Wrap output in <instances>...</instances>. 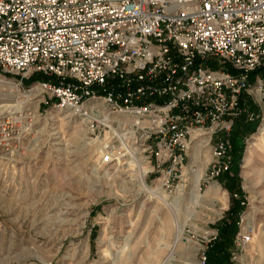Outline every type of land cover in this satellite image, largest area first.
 <instances>
[{
    "label": "built area",
    "instance_id": "obj_1",
    "mask_svg": "<svg viewBox=\"0 0 264 264\" xmlns=\"http://www.w3.org/2000/svg\"><path fill=\"white\" fill-rule=\"evenodd\" d=\"M0 74L82 120L101 166L172 188L200 134L222 181L236 125L264 111V0H0ZM22 118L0 117V150Z\"/></svg>",
    "mask_w": 264,
    "mask_h": 264
},
{
    "label": "rangeland",
    "instance_id": "obj_2",
    "mask_svg": "<svg viewBox=\"0 0 264 264\" xmlns=\"http://www.w3.org/2000/svg\"><path fill=\"white\" fill-rule=\"evenodd\" d=\"M0 79L11 78L0 74ZM10 90L0 82V117L21 111L23 118L14 126L12 145L0 150V264H149L163 247L169 208L148 191L164 192L178 205L185 247L177 264H209L204 252L239 198L244 201L239 231L251 240L232 264H264V111L233 131L244 142L237 175L230 170L222 181L208 180L212 149L204 139L194 140L185 179L164 189L148 178L146 191L134 167L126 172L96 162L85 124L70 110L41 105L38 111L31 94L16 87L7 94ZM232 156L233 164L234 150ZM197 170H204L199 188ZM215 184L221 195L214 193Z\"/></svg>",
    "mask_w": 264,
    "mask_h": 264
},
{
    "label": "bare ground",
    "instance_id": "obj_3",
    "mask_svg": "<svg viewBox=\"0 0 264 264\" xmlns=\"http://www.w3.org/2000/svg\"><path fill=\"white\" fill-rule=\"evenodd\" d=\"M0 82L4 83V85L8 84V86L11 88V90H10V92H7V94L13 95L12 89L15 88V85L13 84V82H11L9 80H5V79H0ZM30 94L33 95L35 93L31 92ZM37 108H38V103L36 102L34 109H37ZM18 113H21V111H17L14 114H18ZM70 113L73 114L72 111ZM82 122L83 121H81V123ZM263 131H264V124L261 128V132H263ZM199 135L200 134H194L193 141L204 139L206 141V143L209 144L208 138L203 137V136L200 137ZM197 147H200V145ZM208 160H209V158L206 157V162H208ZM134 169L137 171L139 182H140L141 186L143 187L144 190L148 191V189L146 187V178H145L146 174L145 173L141 174V172H139L137 170L138 168L134 167ZM147 169L148 168L146 167L145 172ZM203 176H204V170H197L195 172V184H196L197 188H199L200 181L203 178ZM213 188H214L215 194L221 195V192L219 190L220 186L218 184H215L213 186ZM148 193L156 196L162 203H164L169 208V212H168V214L165 218V221H164V232L162 233V237L164 239L163 247L155 249L154 254H152V256L150 257V263L149 264H158V263L159 264H177L178 260L176 259V255L180 252H183V249L185 247V244H183V238L185 236L184 235L185 234V225L182 223L183 221H181L179 219L178 205L176 202L169 203L164 192L156 193L154 191H148ZM179 197H181V196H179ZM198 197H199V194H197L195 196L196 199H198ZM160 258L162 259L161 262L158 261V260H160Z\"/></svg>",
    "mask_w": 264,
    "mask_h": 264
},
{
    "label": "trees",
    "instance_id": "obj_4",
    "mask_svg": "<svg viewBox=\"0 0 264 264\" xmlns=\"http://www.w3.org/2000/svg\"><path fill=\"white\" fill-rule=\"evenodd\" d=\"M33 79H37V77ZM247 123H251V122H247ZM235 133L237 132H234L233 133L234 136H232V140L234 143V148H233L234 163L231 166V171H233L237 175L239 172V164L243 156L244 142L241 139H237L238 135ZM225 175H227V173H225L224 176ZM235 194L238 195L237 192H235ZM242 202L244 201L241 200L240 198L238 200H235L234 204L227 211L226 216L217 225V228L219 230L218 237L215 240V242L212 244V246L209 248L208 254L206 252V256H207L206 262H208L209 260V264L233 263L231 256H232V252L235 250L236 235L240 230L239 221H240V216L244 209V204H242Z\"/></svg>",
    "mask_w": 264,
    "mask_h": 264
}]
</instances>
